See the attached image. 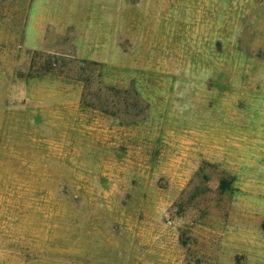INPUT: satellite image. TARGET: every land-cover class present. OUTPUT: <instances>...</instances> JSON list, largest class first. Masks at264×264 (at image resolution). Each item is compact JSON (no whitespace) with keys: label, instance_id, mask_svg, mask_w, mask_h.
Here are the masks:
<instances>
[{"label":"rangeland","instance_id":"374dc122","mask_svg":"<svg viewBox=\"0 0 264 264\" xmlns=\"http://www.w3.org/2000/svg\"><path fill=\"white\" fill-rule=\"evenodd\" d=\"M0 264H264V0H0Z\"/></svg>","mask_w":264,"mask_h":264}]
</instances>
